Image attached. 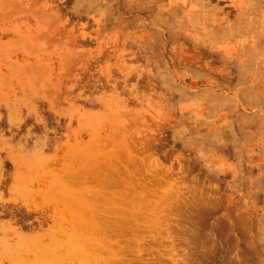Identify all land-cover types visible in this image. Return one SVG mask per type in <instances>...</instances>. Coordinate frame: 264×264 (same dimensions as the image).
<instances>
[{
    "label": "rangeland",
    "instance_id": "rangeland-1",
    "mask_svg": "<svg viewBox=\"0 0 264 264\" xmlns=\"http://www.w3.org/2000/svg\"><path fill=\"white\" fill-rule=\"evenodd\" d=\"M0 264H264V0H0Z\"/></svg>",
    "mask_w": 264,
    "mask_h": 264
}]
</instances>
